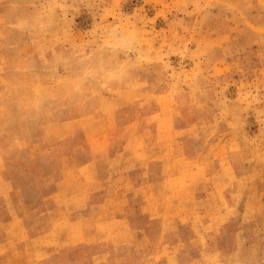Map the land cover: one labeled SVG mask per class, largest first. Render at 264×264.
<instances>
[{"label": "rangeland", "instance_id": "1", "mask_svg": "<svg viewBox=\"0 0 264 264\" xmlns=\"http://www.w3.org/2000/svg\"><path fill=\"white\" fill-rule=\"evenodd\" d=\"M0 264H264V0H0Z\"/></svg>", "mask_w": 264, "mask_h": 264}]
</instances>
